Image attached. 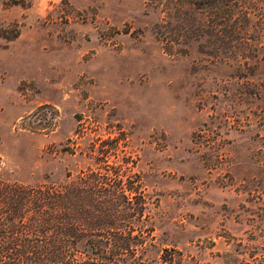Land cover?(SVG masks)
<instances>
[{
  "label": "rangeland",
  "instance_id": "obj_1",
  "mask_svg": "<svg viewBox=\"0 0 264 264\" xmlns=\"http://www.w3.org/2000/svg\"><path fill=\"white\" fill-rule=\"evenodd\" d=\"M178 3L0 0L2 172L56 184L99 158L145 190L153 255L264 264V62L209 60Z\"/></svg>",
  "mask_w": 264,
  "mask_h": 264
},
{
  "label": "trees",
  "instance_id": "obj_2",
  "mask_svg": "<svg viewBox=\"0 0 264 264\" xmlns=\"http://www.w3.org/2000/svg\"><path fill=\"white\" fill-rule=\"evenodd\" d=\"M175 7L173 21L209 60L264 62V0H180ZM176 40L166 35L161 42L165 49ZM100 161L73 179L30 186L9 182L0 157V264L182 263L176 250L152 254L145 190L108 164L100 172Z\"/></svg>",
  "mask_w": 264,
  "mask_h": 264
}]
</instances>
